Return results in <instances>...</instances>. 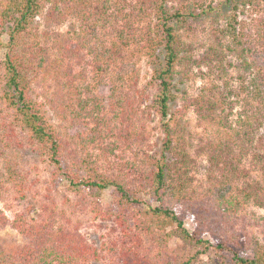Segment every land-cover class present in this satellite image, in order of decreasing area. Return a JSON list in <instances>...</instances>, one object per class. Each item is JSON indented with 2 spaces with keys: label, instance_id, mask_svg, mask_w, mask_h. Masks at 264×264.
I'll return each mask as SVG.
<instances>
[{
  "label": "rangeland",
  "instance_id": "1",
  "mask_svg": "<svg viewBox=\"0 0 264 264\" xmlns=\"http://www.w3.org/2000/svg\"><path fill=\"white\" fill-rule=\"evenodd\" d=\"M250 1L202 0L205 11L189 17L178 29L182 43L172 77L174 97L169 101L168 118L174 119L171 127L180 130L185 148L175 178L184 184L185 193L193 198L213 196L208 195L212 185H216L214 192L222 186L216 181L220 178L218 169L214 173L207 172L209 151L215 150L212 149L214 145L205 146L204 142L212 140L217 143V138H228L232 134L231 129L217 127L211 121V108L220 103L217 112L222 108L225 118L232 124V120L242 116V107L237 105L235 94L231 93L222 101L220 90L226 85L232 89L241 77H249L248 72L241 69L238 51L225 28L233 14H237L241 21H250ZM175 3L176 0L168 1V5ZM53 25L62 33L76 27L73 21ZM113 26L117 27L116 24L103 27L97 37L100 46L112 50L110 74L114 76L116 86L124 92L120 106L117 103L111 105L108 83H92L90 61L93 58L87 47L78 49L74 42L63 46L58 41L55 49L49 43L44 55H36L38 61L43 60L44 66L40 68V77L34 86L39 93L47 90L55 93L53 109L47 104L44 109L63 138L62 166L72 168L80 177L94 170L107 175L122 174L126 186L142 203L118 206L113 186L102 189L99 196L87 187H73L64 170L59 171L40 154L37 145L29 140L26 129L14 128L11 124L12 108L1 99L0 92V210L8 220L0 222V249L9 250L27 242L11 225L15 215L19 214L44 230L64 231L95 247L97 254L89 255L83 264H135L139 261L135 257L141 259L151 254L157 257L160 253L162 260L157 264H177L175 260L187 261V264H219L213 251H203L202 246L170 234L174 225L162 226L148 213L155 201L147 194L145 175L150 169L147 157L160 155L164 140L163 122L166 120H161L153 105L157 92L153 74L160 67L164 50L158 46L155 56L142 53L132 44L127 33L123 39L118 38ZM7 41V34L0 31V60L6 52ZM41 42L45 41L41 39ZM67 49L75 53L67 56L69 50L66 51L64 60L55 64V56L51 54L55 50L61 53ZM240 94L246 95V91ZM95 98L101 101L99 105H95L99 102ZM97 111L107 119L104 120V129L95 132ZM222 148L227 150L228 147ZM231 154L232 151H228L226 157ZM250 158L240 164L241 169L246 168L245 178L249 181L250 178L259 179V171L252 167ZM125 161H131L132 167L127 164L121 168ZM8 168L14 177L7 173ZM15 178L21 179L22 184L19 185ZM239 180L232 177V188ZM19 187L23 190V197L17 191ZM115 211L124 215L130 226L121 223L115 217ZM182 214L186 228L193 230L196 217L186 209ZM235 214V221L229 228L241 237L247 234V237L263 243L264 225L260 222L264 208L248 203ZM202 234L215 242L223 237V229L216 225L205 227Z\"/></svg>",
  "mask_w": 264,
  "mask_h": 264
},
{
  "label": "trees",
  "instance_id": "2",
  "mask_svg": "<svg viewBox=\"0 0 264 264\" xmlns=\"http://www.w3.org/2000/svg\"><path fill=\"white\" fill-rule=\"evenodd\" d=\"M168 1L0 0V31L8 36L7 49L0 60L1 99L12 108L11 124L14 128L26 129L29 140L37 145L40 154L56 165L59 171L63 169L73 187H87L91 193L99 196L102 189L113 186L118 206L125 203L141 204L142 201L136 193L126 186V178L122 174L107 175L94 170L88 171L87 176L80 177L72 168L62 166L63 138L56 126L49 121L44 109L46 104L53 109L55 93L48 90L39 93L34 86L40 77V68L44 66L43 60L38 61L36 55H44L49 43L55 49L58 41L63 46L74 42L78 49L87 47L93 58L90 61L92 83H108L111 105L117 103L120 106L124 101V92L116 86L115 78L110 74L112 50L100 46L98 31L116 24L117 27H113L118 38L123 39L127 33L138 51L152 56H155L157 47L161 46L164 56L160 67L153 74L157 88L153 105L161 120H166L163 122L164 140L160 155L147 157L150 166L148 175H145L149 189L147 194L155 201L148 213L162 226L174 225L170 234L202 246L203 251H213L219 258V264H264V242L249 238L247 234L241 237L238 232L229 228H232L231 223L235 221V213L244 204L251 203L264 208V0L249 2L252 5L249 22L239 20L237 14L230 15L227 21L226 35L238 51L241 69L246 70L249 77H241V81L232 89L226 85V88L220 90L222 101L233 93L237 105L242 107V116L232 120L233 124L227 121L222 108L217 112L220 103L209 110L211 121L217 127L231 129L232 134L228 138H217L218 144L212 140L204 142L205 146L214 145L212 149L215 150L209 151L207 172L214 173L218 169L220 178L216 181L222 186L214 192L216 185H212L208 195L213 196L199 198L186 194L184 184L177 182L175 178L181 167V157L185 156V148L181 143L180 130L171 127L173 118H168V105L174 97L172 77L182 43L178 29L189 17L203 13L206 6L202 0H176L171 5H168ZM66 21L75 22L76 27L63 33L53 28V24H63ZM41 39L45 42L42 43ZM68 50L67 56L75 53L71 49L62 50L61 53L53 50V62L59 64L63 61L64 53ZM242 91H246V95H241ZM95 101L99 100L95 98ZM97 113L96 126L93 128L95 132L104 129V120L107 119L106 115H99L98 111ZM224 146L232 151V156L226 157L228 151L222 148ZM249 156L250 164L259 171V179L247 180L246 168H240L242 160ZM127 164L132 167L131 161H125L121 163V168ZM7 173L12 177L15 175L10 168ZM233 176L240 179L234 184V188L231 184ZM15 179L19 185L22 184L21 179ZM17 191H20L21 197L24 196L20 187ZM184 209L196 217L193 230H188L185 226L182 214ZM115 212V217L121 223L130 226L124 215ZM27 220L16 214L11 221V225L27 242L9 250L0 249V264H83L89 255L97 254L95 247L70 233L44 230L42 226ZM7 221V217L0 210V222ZM227 223L230 225L226 226ZM260 223L264 225V215ZM215 225L223 229V237L211 242L202 233L205 227L212 228ZM134 259L139 260L135 264H157L162 260V254ZM175 263L188 262L175 260Z\"/></svg>",
  "mask_w": 264,
  "mask_h": 264
}]
</instances>
